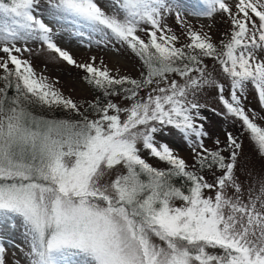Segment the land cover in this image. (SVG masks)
<instances>
[{
    "label": "snow or ice",
    "instance_id": "snow-or-ice-1",
    "mask_svg": "<svg viewBox=\"0 0 264 264\" xmlns=\"http://www.w3.org/2000/svg\"><path fill=\"white\" fill-rule=\"evenodd\" d=\"M46 18L130 50L139 76L78 63ZM30 43L83 70L94 98L37 74ZM0 54V227L22 231L25 264H264V175L241 181L231 132L206 146L200 102L214 91L211 113L264 159V116L245 106L254 91L264 110V0H0Z\"/></svg>",
    "mask_w": 264,
    "mask_h": 264
},
{
    "label": "rangeland",
    "instance_id": "rangeland-1",
    "mask_svg": "<svg viewBox=\"0 0 264 264\" xmlns=\"http://www.w3.org/2000/svg\"><path fill=\"white\" fill-rule=\"evenodd\" d=\"M180 2L185 8H191L194 4L198 3V0H180ZM45 22L48 23L56 33L54 40L57 45L68 51L78 63H85L90 61L92 57H96L97 64L103 61L114 73L119 70V74L121 75H130L133 78L139 76L142 68L141 62L130 50L120 47L119 45L116 46V48H119V51L113 48L112 45L108 47L103 45L97 46L94 43L89 45L87 39L75 35L76 29L65 21H52L46 18ZM193 22L195 23L196 21L194 20ZM168 23L172 26L173 30L179 34V26L175 24L174 19L170 18ZM200 23L208 25L213 22L201 20L197 23V26H199ZM224 28L225 25L220 23L219 17H217L216 22L213 24L214 36L220 38V33L223 32ZM141 35L143 36V33H141ZM29 47H32L35 51L32 54L25 53L24 57L31 61L37 74H43L51 81H58L59 83L57 86L65 96H70L76 101H86L94 98V92L82 79L84 76L83 70L68 65L66 62L57 58L54 53H51L46 48H41L39 43H30ZM206 62L211 66V60ZM141 95H143V93H141ZM120 102L122 106H124V102ZM200 102L207 104V108L202 111L209 116L205 128L209 133L210 139L205 140L206 146L213 147L214 141L217 138L223 144L226 140V133L231 132L234 136H238L243 143V155L240 157L238 167V175L241 181L245 180V174L248 170H252L253 176L257 178L264 175V159L260 157L254 145L249 141L247 134L241 136V129L231 120H226L222 116H216L214 113H211V109L223 111L222 105L219 103L218 99H216V93L212 90H208V92L201 97ZM245 106L246 108H252L264 116V110L259 107L254 91L249 92L248 99L245 101ZM57 115H59V113H57ZM256 122L264 126V120H257ZM166 139L169 145L173 147L181 157L185 158L189 163H192L190 159V149L186 143L175 137H168ZM149 162L153 161L150 160ZM160 166L163 167L164 165L161 164ZM209 179H211V177H209ZM0 243H3L6 247V264H25L24 252L26 241L19 228L10 229L7 225L0 227Z\"/></svg>",
    "mask_w": 264,
    "mask_h": 264
}]
</instances>
